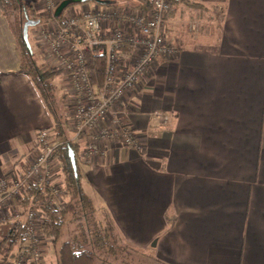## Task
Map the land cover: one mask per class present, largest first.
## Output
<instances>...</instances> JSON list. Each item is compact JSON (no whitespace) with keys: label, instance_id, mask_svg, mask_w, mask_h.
I'll return each mask as SVG.
<instances>
[{"label":"crops","instance_id":"1","mask_svg":"<svg viewBox=\"0 0 264 264\" xmlns=\"http://www.w3.org/2000/svg\"><path fill=\"white\" fill-rule=\"evenodd\" d=\"M32 2L42 13L43 0ZM163 34L170 53L110 111L139 148L105 140L86 162L78 152L84 192L155 264H264V0H171ZM19 67L0 13V178L18 173L37 153L38 132L53 129Z\"/></svg>","mask_w":264,"mask_h":264},{"label":"built area","instance_id":"2","mask_svg":"<svg viewBox=\"0 0 264 264\" xmlns=\"http://www.w3.org/2000/svg\"><path fill=\"white\" fill-rule=\"evenodd\" d=\"M44 2L46 10H50L57 0ZM170 6L171 0H151L145 14L138 12L129 15L128 11L120 9L87 10L76 17L63 14L59 29L41 33L54 55L65 64L71 77V96L75 106L69 130L74 134L78 148H83L87 157L99 153L100 143L105 140H118L125 147L139 148L134 134L110 111L126 91L135 87L153 63L162 55L170 53L163 34L164 17ZM103 23L108 26L109 32L106 34L107 26L104 28ZM52 35L55 40H52ZM59 42L66 44L75 56L73 60L58 55V49L61 48ZM123 42L131 45L129 55L116 50V46ZM91 49L105 55L106 60L103 80L98 88L93 87L84 68L83 52ZM107 114L112 116L110 123L96 129ZM153 116L160 120L161 127L170 122V116L166 113L155 111ZM38 138V149L33 159L24 162L18 173L0 178V225L21 221L26 230L25 240L13 257L0 259V264H43L39 249L42 238L35 226L36 213L32 209L23 212L18 208L11 209L16 207L21 189L26 185L43 187L50 206H56L64 196L55 182L57 166L49 163L50 153L56 144L53 130H40ZM9 202L13 204L10 208L7 207ZM9 234L12 236L13 232L9 230Z\"/></svg>","mask_w":264,"mask_h":264},{"label":"trees","instance_id":"3","mask_svg":"<svg viewBox=\"0 0 264 264\" xmlns=\"http://www.w3.org/2000/svg\"><path fill=\"white\" fill-rule=\"evenodd\" d=\"M24 1L0 0V13L8 21V24L10 14H12L14 23L17 24V29L12 31V35L20 59L18 73L33 75V79L30 78V80L39 93L47 113L54 120L52 130L56 144L50 153L49 161L55 162L61 171L64 196L56 206H50L47 203L46 190L43 187L26 185L20 191L21 196L16 206L20 212L32 209L36 213L40 235L54 249L53 261L55 264H127V257L135 255L139 251L128 245L118 235L111 219L104 211L97 209L92 197L84 192L75 157L79 152L76 139H67L69 134L63 111L62 114H59L52 109L51 103L55 102V99L62 104L64 98L56 83V72L44 61H36L32 57V53H29L22 38V25L25 19L37 20L36 26L46 21L62 23L65 10L80 4L69 5L58 18H54L53 11L44 10L39 15L33 8L32 0H28L27 6ZM60 1L58 0L57 3ZM115 2L119 3L120 1H111L107 6H99L109 8L115 6L117 4ZM150 2L151 0H145L138 3L137 7L144 12L149 8ZM29 29L30 27L27 28V39ZM116 47L122 52H128L131 49V45L125 42ZM83 54L87 76L93 87L98 88L102 83L105 71V55L97 54L96 49L84 51ZM81 221L85 224L78 225ZM68 226L75 227L73 233L68 235L67 239H62L63 230ZM9 230L13 232L12 236L8 235ZM25 231V226L21 221L0 225V259L7 260L13 257V253L25 240ZM119 257L121 259L116 263Z\"/></svg>","mask_w":264,"mask_h":264},{"label":"rangeland","instance_id":"4","mask_svg":"<svg viewBox=\"0 0 264 264\" xmlns=\"http://www.w3.org/2000/svg\"><path fill=\"white\" fill-rule=\"evenodd\" d=\"M114 1L125 2V5L127 7H129L128 10L127 9H123V8L120 9V10L121 11H128L129 15H131L133 13H138V12H140L142 14H145L147 12V10H148L147 9L144 12L141 11L140 8L137 7L138 3H132V1H130V0H112V2H114ZM24 2H25V5L27 6L28 5V0H25ZM57 2H58V0H57ZM57 2L51 7V9H50L51 11L54 10L56 5L58 4ZM115 3H118V2H115ZM91 4L92 3H90V2L82 3V5H86V6H89ZM41 5L43 6V10L42 11L46 10V8H45L46 5H45L44 0H43ZM95 5H96L97 8H95L93 10L99 9L98 7H100V6L97 5V4H95ZM110 8L111 9H115V10L117 9V7H115V6H111ZM87 10H89V9H85L84 11H87ZM73 15L74 14L72 13L71 10H69L65 14L66 17H73ZM75 15H77V14H75ZM28 20H31V19H28ZM45 23H46V25H45ZM45 23L43 24V25H45L43 27H38L39 25H41V23H39L37 26L35 25L36 29H34L35 27L30 26L29 31L30 30L31 31L29 32L28 42H29V45H30L31 52L29 51V53H32V57L35 58L36 61H38V62L44 61L45 63L49 64L54 69V71L56 72V75L58 77L57 86H58V89L60 91L61 96H63L64 98H63V103L62 104L59 102V100L56 101V99H55V102L51 103L52 109L54 110V112L62 114V111L67 106V108H66L67 109V113L65 112V110L63 112V113L67 114V117L65 115V119L66 118L69 119V121H67V132L71 133L73 135V138H74V134L72 133V131L69 130V128H71V126H72L70 122H72L71 119L73 118V111H74V106H75V101L72 98V96H68V94L72 90L71 86H70L71 77L69 75L68 69L66 68L65 64L63 62H60L59 61L60 59L54 55V53L52 52V50L49 47V43L47 41H44V38L42 37V34H41V33H44V32H51V31L54 32L56 29H59L61 23L56 22V21H46ZM51 23H53V24H51ZM9 25H10L11 31H14V30L17 29V24L14 23V19H13V15L12 14H10V17H9ZM103 25L107 26L104 23H103ZM35 39H37V40L35 41ZM38 39H40V40L38 41ZM52 40H55V37H53V35H52ZM59 44H60L61 48L58 49V52H59L58 55L60 54L63 59L73 60V57H75V56L72 54V52H70V50L68 49L66 44L65 43L61 44V42H59ZM39 53H40L41 57L39 56ZM59 74L61 76H59ZM29 77L33 79V75L31 73H29ZM66 97H69L70 100L68 101V103L65 106L64 99ZM58 103H60V104H58ZM52 138H51V140H52ZM78 151H79V154H80V157H81L82 161L86 162L89 157L84 155L83 148H81V147L78 148ZM49 163H52L54 166L56 164L53 161H49ZM55 173H56V178H55L56 185H57V187H59L63 191L62 174H61V171H60V169L58 167H56V172ZM56 200H57V198H56ZM16 203L17 202H15V205H16ZM11 205L13 206V204L9 202V205L7 207L10 208ZM11 209L17 210V206L14 207V208L12 207ZM3 213H4V211H3ZM84 224H85V222H83V221L78 223V225H84ZM78 225H76V226H78ZM35 226L37 227L36 228L37 232H39V230H38V218L36 220ZM74 228L75 227L71 228L70 226H68L67 229L64 228L62 239H67L68 235H71L73 233ZM41 238L42 239L40 240L39 249L42 252L41 260H42L43 264H55L54 261H53V251H54L53 247L50 245V243H48L46 240H44L43 237H41ZM120 259H121V257H119L117 259L116 263H118L120 261ZM126 263L127 264H155V261L150 259V258H148V256L146 254H144L142 252H138L135 255H129L127 257Z\"/></svg>","mask_w":264,"mask_h":264},{"label":"water","instance_id":"5","mask_svg":"<svg viewBox=\"0 0 264 264\" xmlns=\"http://www.w3.org/2000/svg\"><path fill=\"white\" fill-rule=\"evenodd\" d=\"M88 2H93L100 6H107L111 3L110 0H61L54 8L52 16L54 18H58L61 15L62 11L71 4H82V3H88ZM37 23H38L37 20L32 21V20L25 19L22 25V38L25 43V46L27 47L29 51L31 49H30L28 39H27V28L30 26H35Z\"/></svg>","mask_w":264,"mask_h":264},{"label":"flooded vegetation","instance_id":"6","mask_svg":"<svg viewBox=\"0 0 264 264\" xmlns=\"http://www.w3.org/2000/svg\"><path fill=\"white\" fill-rule=\"evenodd\" d=\"M62 12H63V11H62ZM39 15H41V13H40Z\"/></svg>","mask_w":264,"mask_h":264}]
</instances>
